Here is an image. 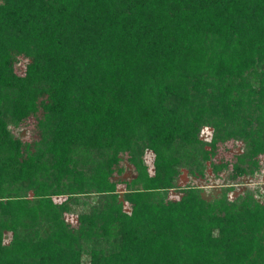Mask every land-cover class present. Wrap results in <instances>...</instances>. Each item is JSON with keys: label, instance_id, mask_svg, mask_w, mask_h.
Segmentation results:
<instances>
[{"label": "trees", "instance_id": "1", "mask_svg": "<svg viewBox=\"0 0 264 264\" xmlns=\"http://www.w3.org/2000/svg\"><path fill=\"white\" fill-rule=\"evenodd\" d=\"M263 158L264 0H0V264H264Z\"/></svg>", "mask_w": 264, "mask_h": 264}, {"label": "rangeland", "instance_id": "2", "mask_svg": "<svg viewBox=\"0 0 264 264\" xmlns=\"http://www.w3.org/2000/svg\"><path fill=\"white\" fill-rule=\"evenodd\" d=\"M28 132V129H17L15 130V134L18 136H23ZM28 134V133H27ZM210 132L209 130L204 127L202 128L199 133H198V138H200L202 141H206V139L209 137ZM151 154L145 153L143 156L144 161H146L149 165L151 163ZM261 172H254L252 175H242L236 178L234 183H232L231 188L233 190H229L228 196L233 197L236 193H239L241 188L243 189H249L252 191L253 188H257L258 192H264V158L261 159ZM227 171H225L222 176L219 179L213 178L211 173H208L209 176H207L205 179H195L193 178L189 171L186 168H180L179 169V174L177 175L174 185L175 188L171 189L168 193L169 196L171 197H176L178 192L176 188L183 187L186 184H197L199 186V194L202 198L205 200H211L215 197L218 196V194L221 191V188H223V184L229 183L231 184V180L228 179L226 176ZM132 175V171L129 167H126L125 170L123 171L122 178H130ZM117 191L118 195H122V192H124V187L123 185H118L117 186ZM95 198L94 196H92ZM97 198V196H96ZM57 201H60L62 198H55ZM85 201H90V196H87L84 198ZM76 216V213H71L70 215H66V218L74 219Z\"/></svg>", "mask_w": 264, "mask_h": 264}]
</instances>
